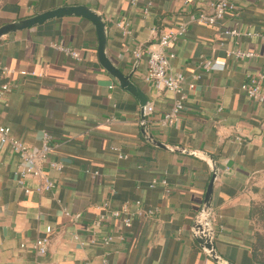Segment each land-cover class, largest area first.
<instances>
[{"label": "crops", "instance_id": "crops-1", "mask_svg": "<svg viewBox=\"0 0 264 264\" xmlns=\"http://www.w3.org/2000/svg\"><path fill=\"white\" fill-rule=\"evenodd\" d=\"M209 4L210 0H0V27L66 6L96 12L105 24L107 58L131 76L153 108L146 114L153 138L216 161L209 221L216 252L231 264H264V104L249 100L240 90L249 76L264 74V0H235L234 9L215 26L189 22L198 11L208 12ZM181 24L186 36L168 50L175 54L172 69L185 78L187 99L178 124L162 128L159 120L176 96L156 92L143 81L144 50ZM232 28L260 36L223 34ZM50 43L76 50L80 60L54 50ZM97 45L92 22L77 16L0 38V88L6 83L11 87L0 98V124L34 150L41 146L43 131L55 144L44 164L54 187L43 194L33 191V180H26L25 187L18 184V159L8 145L0 144V264H217L191 231L211 178L209 165L144 140L138 101L101 67ZM228 50L257 56L227 58ZM135 51L141 52L139 58L133 56ZM202 61L225 66L206 71ZM3 67L12 73L4 76ZM51 162L61 169L49 168ZM153 179L165 180L169 193L159 186L150 189ZM136 201L154 214L135 216L129 228L113 223L92 226L99 214L124 205L133 210ZM103 203L108 210H96ZM64 211L79 214V220L74 222ZM47 226L52 228L49 251L40 259L31 245L44 236ZM108 236L114 239L104 245Z\"/></svg>", "mask_w": 264, "mask_h": 264}, {"label": "built area", "instance_id": "built-area-1", "mask_svg": "<svg viewBox=\"0 0 264 264\" xmlns=\"http://www.w3.org/2000/svg\"><path fill=\"white\" fill-rule=\"evenodd\" d=\"M235 0H210L209 11H198L189 18V22L201 24L205 26H215L218 22L222 21L226 14L234 9ZM150 5V4H148ZM147 13V8L144 9V14ZM186 26L181 24L173 29H170L161 34L156 43L149 45L144 53L146 54V67L143 74V81L153 86L156 92L169 91L176 97L173 100L171 109L164 113L159 120V125L164 127H174L180 121V115L185 108V102L187 99L186 93L182 86L185 81L184 76L181 73H176L171 67V60L175 58V54L170 52L168 48L171 45H175L186 36ZM225 36L234 37H246L254 38L260 36L259 33L251 31H240L238 28H232L223 32ZM50 47L54 50L63 53L65 56L72 60L79 61V53L66 47L61 43H50ZM141 52L135 51L133 56L139 58ZM257 55L253 52H245L239 50H228L226 52L227 58H234L237 60H252ZM202 69L208 71H221L223 70L225 63L221 61H202ZM2 74L8 76L12 73L8 68H1ZM22 76L27 75V72H20ZM33 76V73H30ZM189 90L194 88L193 84L188 86ZM240 90L245 96L258 104H264V74L258 73L248 77L247 82L243 83ZM11 91V87L8 83L4 84L0 88V98ZM146 114H151L153 108L149 105L144 107ZM0 144L8 145L11 152L18 159V168L16 171L17 182L20 186L25 187L26 180H33L35 182L33 191L36 194H43L53 189V182L45 173L44 164L47 162L48 156L53 151L55 144L53 145V137L46 131L41 134V146L38 150H34L22 141L15 139L11 136V130L9 127L0 124ZM49 168L61 169V165L55 162L49 163ZM89 173V171H87ZM93 177L97 175V172L91 174ZM161 187L164 193H169V188L165 180L153 179L149 183V188L153 189ZM26 193H30L29 189H25ZM96 210H108L107 203L96 206ZM108 213V212H107ZM154 211L144 210L141 201H136L133 204V210L129 205H124L121 209L110 210L108 215L99 214L98 217L93 220L92 226L94 228H101L106 223H113L115 226H121L123 228H129L132 225V219L137 216L152 215ZM66 217L71 218L74 222L80 218L79 214H70L64 211ZM52 234V228L47 226L44 230V236L36 239L31 248L35 252L38 258H44L50 246V235ZM74 240L79 241L76 235L73 236ZM114 239L113 236H108L102 240L104 245H108ZM119 239H121L119 237ZM80 244H82L80 242ZM24 247V246H21ZM41 264V263H38Z\"/></svg>", "mask_w": 264, "mask_h": 264}, {"label": "water", "instance_id": "water-1", "mask_svg": "<svg viewBox=\"0 0 264 264\" xmlns=\"http://www.w3.org/2000/svg\"><path fill=\"white\" fill-rule=\"evenodd\" d=\"M66 16H77L89 20L95 27L98 45L97 56L101 67L116 81V83L125 91L130 93L138 101L140 107V128L144 140L154 147L161 148L169 152L181 153L184 155L192 156L206 162L211 171V178L206 188L202 207L192 223V235L201 248L208 254V256L217 264H231L222 259L216 252L213 242V229L210 221L211 215V196L213 185L216 177L218 176V167L216 161L208 154L187 150L183 147L166 146L163 143L156 141L149 133L147 128L146 113L144 107L148 105V98L143 94L131 81L130 75H124L117 67H115L105 54L106 47V33L105 24L102 18L93 10L86 6H66L55 10L37 14L32 18L11 23L0 27V38L11 33L30 29L36 25H42L46 21L62 18Z\"/></svg>", "mask_w": 264, "mask_h": 264}]
</instances>
